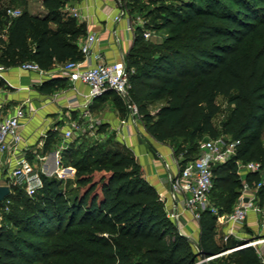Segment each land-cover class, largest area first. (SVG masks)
<instances>
[{"label":"trees","instance_id":"trees-1","mask_svg":"<svg viewBox=\"0 0 264 264\" xmlns=\"http://www.w3.org/2000/svg\"><path fill=\"white\" fill-rule=\"evenodd\" d=\"M69 1L44 0L46 16L24 10L9 19L0 0V36L4 23H9L8 39L0 38L1 60H35L48 69L56 62L81 59V29L75 20L60 19L59 10ZM233 2L236 8L231 11L220 10L214 3L185 4L175 21L163 24L173 33L157 44L156 53L144 46L138 53L140 60L136 51L146 37L144 29L137 27L127 56L128 66L134 68L131 95L142 125L156 140L170 141L178 157L188 153L181 169L199 157L207 139L225 135L237 141L236 155L214 167L212 192L218 190L224 196L220 202L217 197V204L202 211L199 219L198 249L206 260L241 245L217 239L219 215L232 212L244 185L237 161L264 165V0ZM52 23L59 27L53 29ZM184 51L190 59L183 56ZM222 95L229 97L233 108L219 125L218 97ZM161 101L163 105L151 112V104ZM57 135L48 132L46 148L55 144ZM107 143L91 144L76 160L78 192L73 197L62 188L60 178L45 173L33 196L21 186L11 187L8 197L0 201L1 209H10L15 200L27 196L24 202L36 198L38 202L31 210L3 216L0 264H203L138 159L117 139ZM73 152L75 147L70 145L61 161ZM261 179L259 172L245 177L250 185ZM262 202L264 183L259 189ZM237 250L244 264H264L255 247Z\"/></svg>","mask_w":264,"mask_h":264},{"label":"crops","instance_id":"crops-1","mask_svg":"<svg viewBox=\"0 0 264 264\" xmlns=\"http://www.w3.org/2000/svg\"><path fill=\"white\" fill-rule=\"evenodd\" d=\"M69 4H76V7L84 15L88 16L87 20L80 19V21H77V28L81 29L78 42L80 43L85 39L89 33L95 32L99 36V42L96 43L94 49L102 53L104 61L127 62V56L132 47L135 33L127 30L128 19L123 15L119 20L114 18L120 13L117 0H71L66 5ZM43 6L45 7L44 0ZM45 9L47 8L45 7ZM61 9L59 10L60 15L63 13ZM24 10L42 17L49 13L48 9L45 14L31 11L26 5ZM109 14H111L110 17ZM8 27L9 23H4L0 38L8 39ZM51 27L56 29L59 25L52 23ZM26 62L37 63L35 60ZM26 62L5 63L0 61V65L4 66V69L0 72V103H3V108L1 109H3L5 115L12 113L25 101H27V106L32 110L31 116L24 121L22 127V133L25 138L23 145L28 149V157L31 164L36 166V168H40L39 163L41 161V172L32 176L33 183L34 178L38 177L40 184L35 186L40 188L42 186V174L45 173V170L55 168V158L52 153V146L55 144L46 148L48 137L44 136L45 133L49 132L53 126L60 124L65 118L68 117L67 119H70L69 113L76 112L79 114V111L70 110L67 106L70 100L76 99L74 85L61 73L62 65L67 61L64 63L56 62L52 67L48 69L41 68L42 70L26 69L24 68ZM77 87L82 91L87 90V87L81 83H78ZM113 95L121 98L123 103L116 102L118 106L114 103L111 104L112 98L108 99L109 97H116ZM157 103L156 108L152 109L151 107ZM163 103L164 101L152 103L150 106L151 112L155 113ZM93 111L103 121L101 132L106 135V139L109 134L113 133V128L119 125L121 119L129 116L127 103L114 92L98 98L93 104ZM123 133L124 137L115 132L116 139L125 145L138 159L148 181L156 187L163 201H166L167 205L168 203L172 205L170 206L171 211L178 210L180 206L177 195L173 193L171 179L178 172L181 165L178 162V156L175 153L173 144L170 141L160 142L153 138L146 131L144 125L139 126V121L138 123L130 122L129 126L123 129ZM44 155L48 156L47 161L39 159L40 156ZM202 155L203 149L200 151L199 156ZM5 157L6 155L0 154V161L6 164ZM6 169L4 173H6ZM2 184H5L4 181L0 183V185ZM165 207L167 211H170L166 205ZM228 214V212L220 214L217 224V239L222 244L227 243L233 235H229L226 240L225 237L232 228L228 220ZM258 222V214L251 212L244 224L248 223L249 227L255 229L258 227L257 225H260ZM181 226L184 234L188 237L190 236L188 232L191 231V228H197L198 239L200 238V222L193 219L190 212L183 216ZM260 236L264 237V230ZM259 246L264 250V243ZM219 256H216V258Z\"/></svg>","mask_w":264,"mask_h":264},{"label":"built area","instance_id":"built-area-1","mask_svg":"<svg viewBox=\"0 0 264 264\" xmlns=\"http://www.w3.org/2000/svg\"><path fill=\"white\" fill-rule=\"evenodd\" d=\"M6 14L10 18H15L22 14V10L8 7ZM73 15L82 20L88 18L78 7L73 8ZM110 16L111 14H109ZM121 17L122 15L119 13L114 18L119 20ZM137 27L133 22L128 21V31L135 33ZM144 36L151 37V31L144 30ZM97 42H99V36L95 32L89 33L79 43L83 57L78 60H68L61 67V73L71 81L76 90V99L70 100L67 106L70 110L79 111V119H74L71 114L70 119H67L64 124L52 127L51 130L57 132V136H60L64 143L61 148H53L55 168L45 170V173L51 175L60 173L59 166L62 162L63 150L69 146L67 141L75 137L76 133L83 130L93 138H106V135L101 132L103 121L93 112V104L98 98L114 92L127 103L129 116L122 118L119 125L113 128V132L124 137L123 129L129 126L130 122L138 123L142 120L140 109L131 95V74L134 72V68L129 67L125 61H104L102 53L94 49ZM24 68L42 70L38 63L33 62H26ZM3 69L4 66L0 65V72ZM78 83L84 84L87 90L79 89ZM27 104L25 101L12 113L5 115L1 109L3 103H0V154L6 155L7 169L4 183L10 187L21 186L30 196H33L38 188L33 185L31 176L33 167L28 157V149L23 145L25 138L22 133L24 121L32 114V110ZM44 136L47 138L48 132ZM202 149V156L189 160L171 179L172 190L177 195L180 207L176 211H168V214L182 232L181 222L187 212L192 214L193 219L199 220L202 211L211 206L210 195L214 187V167L236 155L237 141L221 135L204 141ZM39 159L47 161L48 156H40ZM237 164L244 185L234 209L228 214L232 228L225 237L226 240L229 235L236 233V227L245 223L251 212L263 213V208L259 204V189L264 183V165L260 161L243 162L241 160H238ZM248 172H259L261 181L250 185L245 180ZM211 210L218 213L215 207H211ZM262 225L264 227V219ZM263 243L264 237L250 240L246 245H240L236 249L253 246L264 262V250L259 246Z\"/></svg>","mask_w":264,"mask_h":264},{"label":"rangeland","instance_id":"rangeland-1","mask_svg":"<svg viewBox=\"0 0 264 264\" xmlns=\"http://www.w3.org/2000/svg\"><path fill=\"white\" fill-rule=\"evenodd\" d=\"M2 1V9H6L8 7L12 8H20L22 11L25 9V5L34 12L40 13V14H45L47 13V9L43 6V0H1ZM193 2L196 5L199 6H207L208 4L214 3L219 6L220 10H234L236 8L233 0H118V9L121 15H123L125 18L128 19V21L133 22L134 25H137L138 27H142L144 30H150L152 33V36L145 39L144 43L137 49L136 51V58L138 60L141 59V56L138 55V53H141L144 46L146 49H151L155 53L159 49L157 46L158 43L163 42L168 36H170L173 31L171 27H164L163 24L164 22H168L171 19L176 20L177 16L175 14H181L182 8L185 4ZM76 7V4H69L65 5L62 7V12L60 15V19L64 20L66 23L71 22V20H75L76 26H77V21H80L77 17L73 15V8ZM11 19V18H9ZM70 26H74L73 24ZM133 45V43H132ZM183 56L187 59L189 58V54L187 52H183ZM0 61L1 58H0ZM116 96V95H113ZM111 99V104L114 103L117 105V103H123L122 99L119 97H109L108 100ZM117 102V103H116ZM218 103L220 104L221 111L220 114L217 116L216 121L217 124L222 125V123L230 116L231 111H232V104L229 102V97L228 96H219L218 97ZM158 103L151 108L154 109ZM74 112V111H73ZM94 112V111H93ZM73 115L72 117L74 119H79V114L74 112V113H69L68 116ZM68 118V117H67ZM65 118L62 120L60 124H64L67 120ZM81 119V118H80ZM143 122L142 120L139 121V126L142 125ZM109 138V140H108ZM108 138L106 140L104 139H99V138H93L91 135L88 134L87 131H81L79 133L75 134V137H73L70 141H67L69 146L73 145L75 147V152L71 155H69L66 159L64 158L65 162H61V165L59 166L60 168V173H55V174H47L48 176H56L57 178H60L61 186L62 188L66 191V193L69 196H74L78 192V185L76 183V166L75 162L77 159L82 158L84 155V151L86 148L90 147L91 144H108L107 142H111L116 140L115 132L109 134ZM114 139V140H113ZM108 140V141H107ZM112 140V141H111ZM264 140V136H263ZM107 141V142H106ZM63 140L61 139L60 136H56L55 139V145H53V148H61L63 145ZM68 146V147H69ZM67 147V148H68ZM66 148V149H67ZM65 150V149H64ZM63 150V151H64ZM202 150V147H200V151ZM95 156L98 155V151L95 152ZM188 153L185 152V154L181 153V155L178 157V162H181L184 157H187ZM199 156V155H197ZM196 155H191L190 158L197 157ZM62 160V158H61ZM181 165V164H180ZM7 165L0 161V183H2L5 179V177L2 178V176L5 175L4 171L7 168ZM33 171L31 176H35L38 174V172H41V161L39 163L40 168H36L32 164ZM4 173V174H3ZM3 174V175H2ZM33 181V180H32ZM40 180H38V177L34 178V183L33 185L40 184ZM223 194L218 192V190H213L212 195L210 197V204H217L216 202L217 197L219 199L218 202L221 201L223 198ZM28 197V196H27ZM27 197H24L27 199ZM24 198L22 199H17L14 201L13 205L9 209V206H5L4 209L0 208V222H6V220H2L3 216L6 217L7 214L13 213L14 211H21V210H26V209H33L35 204H37L38 199H34L33 201H26L24 202ZM217 200V201H216ZM238 200V198H237ZM237 200L234 203V206L237 202ZM164 204L167 206L168 210L171 211L172 206L170 203H166V201H163ZM260 204V203H259ZM260 206L263 208V213H257L258 214V227L255 229H252L249 227L248 223L240 225L238 228H236V233L231 236V238L228 241V245L233 246L236 244V242H241V244L246 245L247 242L250 240H255L258 238H262L260 235L262 231L264 230V227L262 225V220L264 219V202L260 204ZM198 222V220H196ZM197 228H191V231L188 232L190 233V236L188 237L193 246L194 249L198 255V261L200 263H203L202 257L200 256L199 249H198V233L196 232ZM227 253H224L223 255L219 256L218 258H213L206 260L203 264H244L242 261V255L240 250H237L236 248H231L230 250L226 251Z\"/></svg>","mask_w":264,"mask_h":264},{"label":"water","instance_id":"water-1","mask_svg":"<svg viewBox=\"0 0 264 264\" xmlns=\"http://www.w3.org/2000/svg\"><path fill=\"white\" fill-rule=\"evenodd\" d=\"M11 192V187L9 185L6 184H2L0 185V201L6 199L8 197V195ZM202 261H206L205 258H202Z\"/></svg>","mask_w":264,"mask_h":264}]
</instances>
